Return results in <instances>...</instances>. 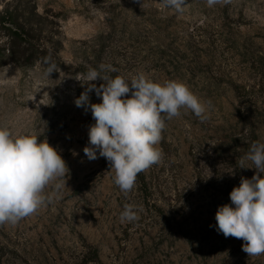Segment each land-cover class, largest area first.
Segmentation results:
<instances>
[{"label": "rangeland", "instance_id": "obj_1", "mask_svg": "<svg viewBox=\"0 0 264 264\" xmlns=\"http://www.w3.org/2000/svg\"><path fill=\"white\" fill-rule=\"evenodd\" d=\"M31 2L43 50L0 66V127L47 140L69 174L51 203L0 226V264H264L215 220L241 177L255 174L241 157L264 142V0H185L183 12L167 0ZM101 63L129 81L140 71L182 81L207 108L203 122L184 109L167 121L162 161L127 194L103 157L83 152L94 120L74 100ZM90 101L101 102L94 92ZM125 204L138 219L121 222Z\"/></svg>", "mask_w": 264, "mask_h": 264}, {"label": "clouds", "instance_id": "obj_2", "mask_svg": "<svg viewBox=\"0 0 264 264\" xmlns=\"http://www.w3.org/2000/svg\"><path fill=\"white\" fill-rule=\"evenodd\" d=\"M206 3L214 7L230 0ZM184 4L185 0H167L178 12H183ZM54 71L52 64L47 74ZM114 71L103 63L89 68L82 82L85 90L74 103L86 113L90 110L94 120L88 127L85 157L89 161L103 157L115 173V185L127 194L134 189L138 174L162 161L158 145L167 121L179 117L184 109L203 122L207 108L182 81L155 82L143 71L129 81L121 75L111 76ZM97 80L102 81L99 86L93 83ZM93 92L101 102L91 103ZM246 161L252 163L255 174L250 179L241 177L239 186L229 194L231 204L218 207L216 229L225 238L244 241L242 251L248 256H258L264 254V142L250 144L240 159V168H249ZM68 174L62 155L47 140L33 134L14 135L0 127V226L16 225L51 203L65 186ZM50 186H54L51 192L47 191ZM136 219L135 206L125 204L121 222Z\"/></svg>", "mask_w": 264, "mask_h": 264}, {"label": "trees", "instance_id": "obj_3", "mask_svg": "<svg viewBox=\"0 0 264 264\" xmlns=\"http://www.w3.org/2000/svg\"><path fill=\"white\" fill-rule=\"evenodd\" d=\"M35 7L31 0H8L0 10V66L20 61V55L31 59L42 53L43 49L41 50V44L38 42L40 30L34 29L30 20V15L35 13ZM34 32L37 36H34ZM5 37L8 39L2 41ZM22 47L24 50L21 52ZM137 180L146 186L143 172L138 174Z\"/></svg>", "mask_w": 264, "mask_h": 264}]
</instances>
